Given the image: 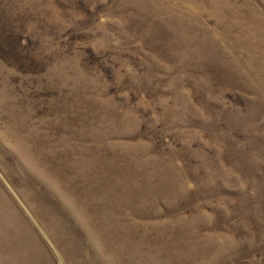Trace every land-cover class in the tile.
Returning <instances> with one entry per match:
<instances>
[{
    "label": "rangeland",
    "instance_id": "1",
    "mask_svg": "<svg viewBox=\"0 0 264 264\" xmlns=\"http://www.w3.org/2000/svg\"><path fill=\"white\" fill-rule=\"evenodd\" d=\"M0 264H264V0H0Z\"/></svg>",
    "mask_w": 264,
    "mask_h": 264
}]
</instances>
